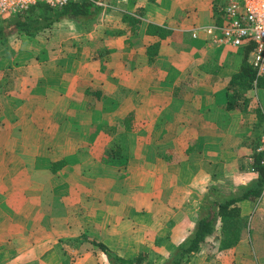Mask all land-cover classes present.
<instances>
[{"label":"crops","instance_id":"crops-1","mask_svg":"<svg viewBox=\"0 0 264 264\" xmlns=\"http://www.w3.org/2000/svg\"><path fill=\"white\" fill-rule=\"evenodd\" d=\"M227 1L107 0L0 48V264H111L93 238L166 264L257 184L264 86L236 79L253 41H213ZM239 204L238 243L218 219L185 264H264V195Z\"/></svg>","mask_w":264,"mask_h":264},{"label":"trees","instance_id":"trees-1","mask_svg":"<svg viewBox=\"0 0 264 264\" xmlns=\"http://www.w3.org/2000/svg\"><path fill=\"white\" fill-rule=\"evenodd\" d=\"M93 7H95L93 9ZM97 5L92 0L71 1L65 5L54 6L47 2H37L29 8L15 14H10L0 18V45H7L10 36L16 35H36L38 33H45L51 29L53 23L65 15L79 16L89 15L95 12ZM95 10V11H94ZM130 22L137 21L135 15L129 16ZM2 52H0V56ZM255 70L249 64L242 73H239L237 82L244 88L252 90L253 80L255 79ZM258 86H264V75L259 78ZM253 92V90H252ZM237 95L234 94L235 102L238 104ZM243 100L248 104L249 98ZM234 100V99H233ZM257 164L259 165L261 176L257 180V184L253 188L246 191L226 196L224 199L217 198L213 204L207 206V211L197 222V226L193 233H190L187 238L182 241L172 258H169L166 264H185L191 256L197 251L204 243L207 242V234L212 233L218 219L221 220V234L219 236V247L226 248L236 245L242 238L243 229L248 222L242 218L240 200L246 197L261 196L264 190V169L261 164L260 156L256 157ZM84 238L88 239L89 236L84 233ZM92 241L100 246L107 254L111 264H153L147 260L148 253L141 251L135 258H126L114 252L107 244L102 241L92 239Z\"/></svg>","mask_w":264,"mask_h":264},{"label":"built area","instance_id":"built-area-1","mask_svg":"<svg viewBox=\"0 0 264 264\" xmlns=\"http://www.w3.org/2000/svg\"><path fill=\"white\" fill-rule=\"evenodd\" d=\"M47 2L54 6L82 0H0V18L23 11L37 2ZM96 5L108 7L107 0H92ZM223 21L216 24L220 33L213 37L217 44L243 45L253 41L251 63L256 71L254 83L264 75V0H228L221 7ZM264 169V133L256 147ZM256 158V156L254 157ZM253 160V157H252ZM264 195V190L261 196ZM260 196V197H261Z\"/></svg>","mask_w":264,"mask_h":264},{"label":"rangeland","instance_id":"rangeland-1","mask_svg":"<svg viewBox=\"0 0 264 264\" xmlns=\"http://www.w3.org/2000/svg\"><path fill=\"white\" fill-rule=\"evenodd\" d=\"M220 1L223 2L224 0H220ZM89 18H90V16H89ZM19 38H21V36H19V37H16V35L10 36V38H9V40L7 42V45H1L0 46V48H2L1 51L14 53L15 50H16L15 46H18L21 43V40L19 41ZM45 38H47V37L45 36ZM9 53L7 54V56L10 58L11 54H9ZM248 224H249V222H248ZM255 242H257L256 238H254V243ZM69 258H70V256H69ZM169 258H172V256H170Z\"/></svg>","mask_w":264,"mask_h":264}]
</instances>
